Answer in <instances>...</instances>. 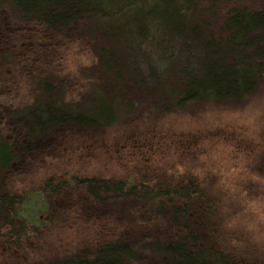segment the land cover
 <instances>
[{"label":"trees","instance_id":"obj_1","mask_svg":"<svg viewBox=\"0 0 264 264\" xmlns=\"http://www.w3.org/2000/svg\"><path fill=\"white\" fill-rule=\"evenodd\" d=\"M3 7L21 23H37L65 37L90 36L95 56L92 82L81 98L68 100L58 77L43 73L34 78L32 101L7 112L10 130L0 133L4 251L33 248L42 237L40 213L52 215V199L77 183L96 193L100 203L122 201L145 210L142 214L158 224L152 226L158 237L120 234L25 264H138L141 254L147 264L262 262L254 239L232 225L245 207L239 195L264 194V145L249 159L251 166L245 165L256 178L263 175V184L251 176L218 182L196 164L174 159L146 167L134 178L49 176L40 194L50 207L44 204L42 211L10 174L62 131L89 136L135 116L147 121L149 115L239 106L253 99L264 91V0H0Z\"/></svg>","mask_w":264,"mask_h":264},{"label":"rangeland","instance_id":"obj_2","mask_svg":"<svg viewBox=\"0 0 264 264\" xmlns=\"http://www.w3.org/2000/svg\"><path fill=\"white\" fill-rule=\"evenodd\" d=\"M91 40L88 35L65 37L37 23H21L7 8H0V133L10 130L7 112L34 98L37 75H56L68 100L88 92L92 82L89 69L95 61ZM263 145L264 91L239 106L212 105L184 114L149 115L147 121L135 116L89 136L76 130L62 131L16 165L10 180L32 194V204H38L36 209L41 211L47 202L40 191L49 176L65 174L69 180L85 174L134 178L146 167L165 166L174 159L196 164L199 171L217 177L218 182L246 181L245 177L251 176L263 184V175L256 178L245 167L251 166L249 159L256 157ZM186 146L190 148L178 151ZM94 194L77 183L65 188L52 199V215L39 212L43 222L39 225L44 227L38 243L8 252L0 247V264L48 261L120 234L141 240L158 237V230L152 227L158 224L142 214L145 210L130 209L122 201L100 203ZM238 197L245 207L232 227L254 239L263 257L264 194ZM145 256L139 255L137 263L147 264ZM257 264H264V257Z\"/></svg>","mask_w":264,"mask_h":264}]
</instances>
